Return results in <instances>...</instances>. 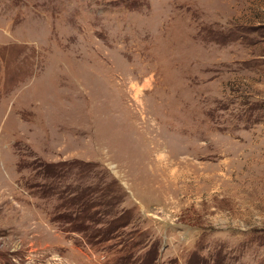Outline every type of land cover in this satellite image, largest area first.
Masks as SVG:
<instances>
[{"label":"rangeland","instance_id":"374dc122","mask_svg":"<svg viewBox=\"0 0 264 264\" xmlns=\"http://www.w3.org/2000/svg\"><path fill=\"white\" fill-rule=\"evenodd\" d=\"M0 264H264V0H0Z\"/></svg>","mask_w":264,"mask_h":264}]
</instances>
